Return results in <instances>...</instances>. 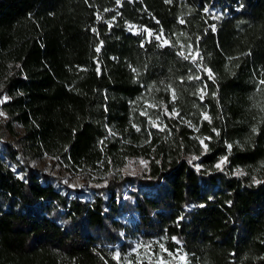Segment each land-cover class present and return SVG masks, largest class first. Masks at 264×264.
I'll use <instances>...</instances> for the list:
<instances>
[{"label":"trees","instance_id":"obj_1","mask_svg":"<svg viewBox=\"0 0 264 264\" xmlns=\"http://www.w3.org/2000/svg\"><path fill=\"white\" fill-rule=\"evenodd\" d=\"M262 80L264 0H0V264H264Z\"/></svg>","mask_w":264,"mask_h":264},{"label":"rangeland","instance_id":"obj_2","mask_svg":"<svg viewBox=\"0 0 264 264\" xmlns=\"http://www.w3.org/2000/svg\"><path fill=\"white\" fill-rule=\"evenodd\" d=\"M0 113H2L0 111ZM3 122H4V115H0V138H6L7 137V132L3 128ZM7 140H10L8 138ZM223 164V163H222ZM220 164V166L222 165ZM55 163L53 162L52 159L50 158H45L44 160L38 162L36 166L38 168H41L45 171H57V166L55 167ZM10 168L16 173L17 176L21 177V173L18 171V169L10 165ZM142 163L139 164H128V166L123 170L124 174H135L137 173L141 168H142ZM241 171H238L239 173ZM61 176L63 178V183L64 186L69 188V189H80L85 192L84 199L89 200L90 196V189L93 186V184H88L87 186L83 184V182L79 179L78 176H73V175H68L64 172L61 173ZM62 191H66L64 187H62ZM73 195V194H71ZM135 253V257L138 259L141 258H146L148 261H150L153 264H187L186 263V258L183 253L180 251L176 252H168L162 244L159 245L158 251L154 252L151 247H144L142 249L138 248L137 246L134 248L132 251Z\"/></svg>","mask_w":264,"mask_h":264},{"label":"snow or ice","instance_id":"obj_3","mask_svg":"<svg viewBox=\"0 0 264 264\" xmlns=\"http://www.w3.org/2000/svg\"><path fill=\"white\" fill-rule=\"evenodd\" d=\"M117 2L119 3V0H117ZM166 2H168V3H171V0H166ZM183 21H181V23H182ZM132 25H129V29L131 30L132 29ZM149 35H152L151 33H149ZM157 40H160L161 39V36L160 35H157L156 37H155ZM164 43L165 44H167V41H164ZM100 49L99 48H97V51H99ZM180 55H184L183 54V52H181L180 53ZM184 58L185 59H188V56H184ZM193 59H195V57H193ZM133 71H135V69H133ZM209 77L211 78V72L209 71ZM196 79H199V77H196ZM260 83H262V84H264V80H262V81H260ZM202 98V97H201ZM3 113H0V115H2ZM173 115H178V113H173ZM204 118L206 119V120H208L209 119V117L205 114V116H204ZM201 143H203V141H201ZM207 146L205 145V148H206ZM229 148H231V145H229ZM194 159H195V157H194ZM226 159V158H225ZM225 161H224V159H222L221 160V164L222 163H224ZM141 163H144L143 161H141ZM217 167L219 168L220 167V165L218 164L217 165ZM239 175H243L244 173H242V172H239L238 173ZM256 183H260V181H255ZM119 257V253H117V257L116 258H118Z\"/></svg>","mask_w":264,"mask_h":264}]
</instances>
